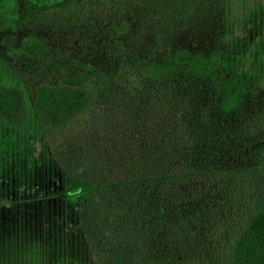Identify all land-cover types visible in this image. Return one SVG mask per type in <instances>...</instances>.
Wrapping results in <instances>:
<instances>
[{
  "label": "trees",
  "instance_id": "1",
  "mask_svg": "<svg viewBox=\"0 0 264 264\" xmlns=\"http://www.w3.org/2000/svg\"><path fill=\"white\" fill-rule=\"evenodd\" d=\"M2 9L54 56L7 60L25 91L0 81V134L17 143L31 116L27 167L64 249L76 240L88 264H264V84L222 0ZM27 177L0 201L15 207Z\"/></svg>",
  "mask_w": 264,
  "mask_h": 264
},
{
  "label": "rangeland",
  "instance_id": "2",
  "mask_svg": "<svg viewBox=\"0 0 264 264\" xmlns=\"http://www.w3.org/2000/svg\"><path fill=\"white\" fill-rule=\"evenodd\" d=\"M31 1L47 5L60 0ZM222 1L225 30L231 45H235L234 50L243 54L244 64L251 77L264 84V0ZM2 2L4 0H0V81L3 86H18L25 91L20 77L8 61L19 59L31 64L36 60L42 67V60L48 63L54 56L42 43L24 34L18 25L19 20L3 13ZM26 102H29L27 96ZM33 130L34 122L29 116L28 123L18 131L20 140L17 143L8 134H0L1 196L7 194L14 200L7 189L10 188L12 192L32 172V178L28 176L27 183L22 182L17 189L23 201H15V207H12V202L8 204V200L6 204H3L4 200L0 201V264H88L83 246L76 240L71 239L70 248L62 247L63 237L54 218L59 207L50 204V208L42 209V196L47 198L49 192L42 193L40 183L37 188L34 178L39 174L34 166L31 169L27 167L37 155L38 139L30 137ZM5 172L6 178L3 177ZM29 193L34 194L32 198ZM22 202L21 210H17L18 203ZM43 214L45 221L42 222ZM68 249L70 252L65 255L63 251Z\"/></svg>",
  "mask_w": 264,
  "mask_h": 264
}]
</instances>
